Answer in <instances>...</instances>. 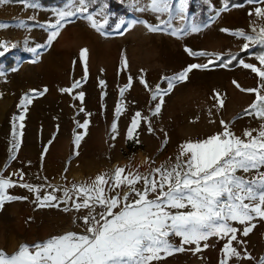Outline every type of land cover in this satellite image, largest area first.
Listing matches in <instances>:
<instances>
[{
  "label": "rangeland",
  "instance_id": "1",
  "mask_svg": "<svg viewBox=\"0 0 264 264\" xmlns=\"http://www.w3.org/2000/svg\"><path fill=\"white\" fill-rule=\"evenodd\" d=\"M30 2L38 3L40 8H27L20 1L0 5V24L5 25L0 28V42L17 45L15 48L10 47L0 57V71L4 72L0 77V172L4 176L19 180V176L13 173L23 172L24 179L34 185L70 187L72 183L90 182L96 175L110 172L117 166L139 165V170L143 172V162L147 158L155 162L152 167L159 166L169 157L174 160L179 145L184 141L203 139L221 131L220 119L234 121L231 129L240 136L245 129L259 128L261 121L243 115V110L252 103L255 94L242 93L232 83L235 80L241 87L251 88L257 86L258 78L250 70L237 65L194 71L187 82L178 85L165 97L162 112L156 117H151L150 111L155 102L139 83V77L143 74L150 87L154 89L160 84L163 88L167 85L161 77L171 76L190 63L206 62L205 57L188 56L185 47L194 51L231 52L238 57L242 52L240 46L243 41L220 32V29L250 30L252 18L247 13L255 5H248L243 0H231L244 6L221 12L214 23L198 34L177 39L167 34L149 33L141 24L119 35L116 25L121 19H139L151 24L159 21L150 11L136 10L148 0H104L111 13L106 35L95 32L84 20H75L48 47L47 31L39 25L54 22V10L64 7L66 0ZM178 2L173 0L174 5ZM49 3L57 5L45 6ZM221 6L222 0H189V19L196 23L207 22L208 17L214 15ZM33 16L35 21L30 19ZM20 21H24L26 26L20 27ZM259 23L264 24V20ZM181 24L179 20L174 21L176 27ZM123 27L126 28L127 24ZM25 39H28V46L45 45L38 48V57L25 50ZM81 48L88 49L87 75L84 63L79 59ZM122 57L128 61L127 68L122 65ZM238 59L258 64L250 55ZM33 60L36 62L33 63ZM129 76L132 77V86L121 97L120 90L128 84ZM101 80L104 81L103 85ZM75 81H80V86L71 93L60 91L70 88ZM45 88L47 92H44ZM32 89L44 94L35 95ZM80 92L84 93L82 101ZM214 92L220 93L224 101V107L219 109L218 115L217 109L212 108L217 103L213 99ZM25 94L33 96L26 111L17 107ZM118 103L122 111L117 117ZM210 108L213 112L211 119L215 123H209ZM137 111L151 117L155 128V135L149 134L147 126L142 123L136 130L139 143L127 137ZM21 114L24 115L23 121L13 119ZM238 116L241 118L237 119ZM85 120L89 122L87 129L78 128L77 121L83 124ZM113 121L117 124L116 133L111 131ZM14 124L22 136L18 137L20 147L15 152L16 159L12 160L9 149L14 142ZM20 124L24 127L20 128ZM165 132L168 134L167 144H164ZM75 133L83 135L79 148L73 144ZM75 152L79 154L74 155ZM65 168L68 170L65 171ZM9 191L12 195L28 196L29 199L6 202L0 210V250L7 254L16 252L21 244L32 245L68 231L82 232L79 226L82 222L73 224L72 217L84 215L85 212L39 209L31 202L33 197L26 189L17 186ZM243 239L246 243L238 246L242 255L246 249L257 259L264 256V222H258L253 232ZM225 242L212 238L210 247L200 253L176 254L161 264H219ZM229 264H236L235 259ZM240 264H255V261L241 260Z\"/></svg>",
  "mask_w": 264,
  "mask_h": 264
},
{
  "label": "snow or ice",
  "instance_id": "2",
  "mask_svg": "<svg viewBox=\"0 0 264 264\" xmlns=\"http://www.w3.org/2000/svg\"><path fill=\"white\" fill-rule=\"evenodd\" d=\"M10 2L11 0H0V5ZM20 2L27 8H40L38 3L30 0ZM246 2L248 5H255L247 13L252 18L249 22L250 30L221 28L220 32L241 39L243 43L240 51L249 53L258 64L238 59L231 52L194 51L185 47L184 51L188 56L205 57L206 62L190 63L171 76L161 77L167 85L163 88L160 84L154 89L150 87L143 74L139 77V83L155 102L150 111L151 117H156L162 112L165 97L178 85L187 82L191 73L211 70L212 67L228 68L235 61L238 67L250 70L258 78L257 86L251 88L241 87L235 80L232 83L242 93L255 94L252 103L243 110V115L261 121L259 128L245 129L240 136L231 129L234 121L220 119L221 131L203 139L184 141L179 145L174 160L169 157L159 166L152 167L155 162L147 158L143 162V172L139 170V165L117 166L110 172L96 175L90 182L72 183L70 187L34 185L24 179L23 172L13 173L19 176V180H13L0 172V210L6 202L29 199L28 196L10 193V189L18 186L32 195L31 202L39 209L55 208L65 213H86L72 217L73 224L82 222L79 225L82 232L68 231L32 245L21 244L11 255L0 250V264H161L176 254L200 253L210 247L209 241L212 238L226 241L221 249L219 264H229L233 259L236 264H240L241 260L264 264V256L257 259L246 249L243 250V255L238 250V246L246 243L243 238L253 232L258 222H264V24L259 23L264 20V0ZM188 5L189 0H179L175 5L173 0H148L136 10L150 11L155 14L158 23L121 19L116 30L119 35H124L135 25L141 24L149 33H162L181 39L207 29L221 12L244 6L232 3L231 0H222V6L208 17L207 22L196 23L189 19ZM54 16V22L39 25L47 31L48 47L75 20H84L95 32L106 35L105 29L110 24L111 13L104 0H66L64 7L54 10ZM30 19L35 21L34 16ZM177 20L182 22L179 27L174 26V21ZM125 24L126 28L123 27ZM25 26V22L20 21V27ZM4 27L5 25L0 24V28ZM121 28L123 31H120ZM25 46L27 52L38 57V48L45 45L28 46V39H25ZM10 47L15 48L17 45L0 42V49H3L0 57ZM79 59L84 63L87 75V48L80 49ZM121 62L124 68L128 67L126 57H122ZM3 75L4 72L0 71V77ZM100 83L103 85L104 81L101 80ZM79 86L80 81H75L70 88H62L60 91L71 93ZM131 86L132 77L129 76L128 84L120 90L121 97ZM31 92L35 95L44 94L37 89H32ZM44 92H47V88ZM79 98L83 100V92L79 93ZM213 99L217 103L212 108L217 109L218 115L219 109L224 107V101L217 92H214ZM32 100L33 96L25 94L17 107L26 111ZM212 108L208 110L209 123L216 122L211 119ZM80 111L83 112L84 109L81 108ZM121 111V104L118 103L117 117ZM151 117L137 111L128 128V139L139 143L136 130L142 123L147 126L149 134L155 135ZM239 118L241 117L238 116L237 119ZM13 119L23 121L24 115ZM88 124L87 120L83 124L77 121L78 128L87 129ZM19 127L23 128L24 125L20 124ZM111 131H117L115 121L111 125ZM19 136L22 133L16 131L14 124V142L9 149L12 160L16 159L15 152L20 147ZM167 136L165 132L164 144H167ZM112 138L115 139V135ZM82 139V134H74L73 144L76 148H79Z\"/></svg>",
  "mask_w": 264,
  "mask_h": 264
},
{
  "label": "trees",
  "instance_id": "3",
  "mask_svg": "<svg viewBox=\"0 0 264 264\" xmlns=\"http://www.w3.org/2000/svg\"><path fill=\"white\" fill-rule=\"evenodd\" d=\"M12 2H18V1H20V0H11ZM243 1H246V0H243ZM61 4V3H60ZM57 5V3H49V4H45V6H56ZM244 56H249V53H247V52H240L239 54H238V57L240 58V57H244ZM14 63V62H13ZM234 66H236V62L234 61L233 62V65H230L229 67H234Z\"/></svg>",
  "mask_w": 264,
  "mask_h": 264
},
{
  "label": "bare ground",
  "instance_id": "4",
  "mask_svg": "<svg viewBox=\"0 0 264 264\" xmlns=\"http://www.w3.org/2000/svg\"><path fill=\"white\" fill-rule=\"evenodd\" d=\"M124 41H125V40H124ZM94 46H95V45H94ZM97 46H98V45H97ZM131 48H132V47H131ZM98 50H99V49H98ZM130 50H131V49H130ZM130 53H131V52H130ZM133 54H134V53H133ZM113 57H114V56H113ZM116 57H117V56H116ZM128 57H129V56H128ZM147 61H148V60H147ZM147 61H146V62H147ZM140 62H141V61H140ZM48 63H49V62H48ZM141 65H142V64H141ZM141 65H140V66H141ZM161 68H162V67H161ZM74 92H75V91H74ZM57 99H58V98H57ZM49 103H50V102H49ZM57 106H58V105H57Z\"/></svg>",
  "mask_w": 264,
  "mask_h": 264
}]
</instances>
